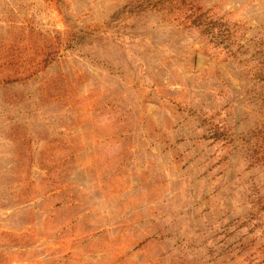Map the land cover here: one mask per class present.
Wrapping results in <instances>:
<instances>
[{"label":"rangeland","instance_id":"rangeland-1","mask_svg":"<svg viewBox=\"0 0 264 264\" xmlns=\"http://www.w3.org/2000/svg\"><path fill=\"white\" fill-rule=\"evenodd\" d=\"M0 264H264V0H0Z\"/></svg>","mask_w":264,"mask_h":264}]
</instances>
